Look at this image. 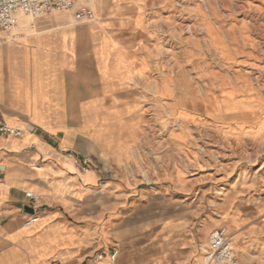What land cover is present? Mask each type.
<instances>
[{
    "label": "crops",
    "instance_id": "obj_1",
    "mask_svg": "<svg viewBox=\"0 0 264 264\" xmlns=\"http://www.w3.org/2000/svg\"><path fill=\"white\" fill-rule=\"evenodd\" d=\"M189 2L74 0L71 12L24 17L21 37L0 46V122L24 132L0 137V264H96L99 226L83 223L85 200L121 192L117 170L135 162L143 131H170L149 111L165 83L152 78L155 43L142 25L183 28ZM83 9L90 17L78 19ZM237 95L212 96L211 112L244 120L250 102Z\"/></svg>",
    "mask_w": 264,
    "mask_h": 264
},
{
    "label": "rangeland",
    "instance_id": "obj_2",
    "mask_svg": "<svg viewBox=\"0 0 264 264\" xmlns=\"http://www.w3.org/2000/svg\"><path fill=\"white\" fill-rule=\"evenodd\" d=\"M189 3L183 28L142 25L155 43L152 78L165 83L149 111L170 131H143L135 162L117 170L121 192L85 200L96 264H206L217 231L231 245L226 264H264V0ZM230 89L250 102L244 120L210 110Z\"/></svg>",
    "mask_w": 264,
    "mask_h": 264
},
{
    "label": "built area",
    "instance_id": "obj_3",
    "mask_svg": "<svg viewBox=\"0 0 264 264\" xmlns=\"http://www.w3.org/2000/svg\"><path fill=\"white\" fill-rule=\"evenodd\" d=\"M74 0H0V46L6 43L17 41L19 35L16 33L18 26V16L23 14L32 19L42 18L46 15L54 13L71 12L74 8ZM78 19L90 17V11L80 10L76 13ZM24 132L15 127L5 125L0 122V137L2 138H21ZM70 159H73L77 164L80 160L72 153L68 154ZM84 171H89L90 167L87 164L83 165ZM26 198L33 205H38L40 198L33 193H26ZM31 218L26 226H31L34 223ZM209 261L207 264H226L232 259L231 245L226 239V235L222 231H217L211 238L210 246L208 247ZM117 252L115 251L110 257L112 262H115ZM102 259L101 257L98 260Z\"/></svg>",
    "mask_w": 264,
    "mask_h": 264
},
{
    "label": "bare ground",
    "instance_id": "obj_4",
    "mask_svg": "<svg viewBox=\"0 0 264 264\" xmlns=\"http://www.w3.org/2000/svg\"><path fill=\"white\" fill-rule=\"evenodd\" d=\"M22 16H23V17H22ZM24 17H25V18H28V20H29V18H30V17L25 16V15H23V14H20V15L18 16V20H19V22H18L17 29H19V30H20V29H23V30H24V29H26V28L29 27V25H27V24L25 25V24L23 23V19H24ZM30 19H32V18H30ZM32 20H34V19H32ZM183 24H184V23H183ZM17 29H16V31H17ZM18 35H19V38H20V37H21L20 34H18ZM0 55H1V54H0ZM0 59H1V58H0ZM220 93H221V92H220ZM208 259H209V258H208ZM208 259H207V263H208V261H209ZM230 262H231V261H230ZM207 263H206V264H207Z\"/></svg>",
    "mask_w": 264,
    "mask_h": 264
},
{
    "label": "water",
    "instance_id": "obj_5",
    "mask_svg": "<svg viewBox=\"0 0 264 264\" xmlns=\"http://www.w3.org/2000/svg\"><path fill=\"white\" fill-rule=\"evenodd\" d=\"M24 212L28 213V214H34L35 213V211L32 208L28 207V206L24 207Z\"/></svg>",
    "mask_w": 264,
    "mask_h": 264
}]
</instances>
